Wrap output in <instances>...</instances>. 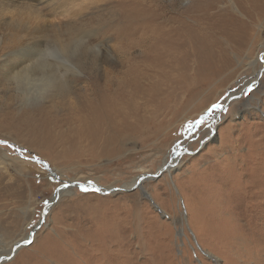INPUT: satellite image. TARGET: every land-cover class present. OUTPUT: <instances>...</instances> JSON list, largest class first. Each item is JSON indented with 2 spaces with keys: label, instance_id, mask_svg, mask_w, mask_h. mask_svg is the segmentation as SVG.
I'll list each match as a JSON object with an SVG mask.
<instances>
[{
  "label": "rangeland",
  "instance_id": "rangeland-1",
  "mask_svg": "<svg viewBox=\"0 0 264 264\" xmlns=\"http://www.w3.org/2000/svg\"><path fill=\"white\" fill-rule=\"evenodd\" d=\"M125 1L41 0L32 16L0 3V140L14 146L0 145V264H264V0H202L196 21L195 0H159L168 26L199 28L176 64L145 49L149 33L120 32L146 2ZM35 44L44 67L12 80L5 58ZM98 93L134 94L113 132L86 127ZM165 160L142 184L161 211L139 188L75 186L129 187Z\"/></svg>",
  "mask_w": 264,
  "mask_h": 264
},
{
  "label": "bare ground",
  "instance_id": "bare-ground-1",
  "mask_svg": "<svg viewBox=\"0 0 264 264\" xmlns=\"http://www.w3.org/2000/svg\"><path fill=\"white\" fill-rule=\"evenodd\" d=\"M145 1H146L145 3H137L136 7H131L128 10H124V12L122 13V18H126L127 23L125 22V26L122 28L120 32L124 34H129L130 32L136 34L138 31H145L149 33L150 36L148 37L147 42L145 44V49L155 48L159 52L162 51L165 57H168L169 58L168 60H170L174 64L178 63L177 52L186 50V48L188 47L187 45L188 40L191 39L192 42V38L197 37V36L194 37V35H197L199 33L198 32L199 28L196 25H192L191 23L185 21L182 15H177L176 17H174L173 20L171 19V21L176 26H168L166 24L168 23L167 21L169 20V17H167L168 13L165 11L162 3L159 0H152V2L151 0H145ZM0 3L7 6L8 8L15 9L17 13H22L21 11L17 10V8L23 7L24 13L30 14L29 16H32L34 14L39 15V10L40 7L42 6L41 0H0ZM110 3L115 6L123 7L126 4V1L110 0ZM204 8L205 6H203L202 0H195L193 6L191 7V13H192L191 17L194 18L196 21V17H195L196 15L194 16V14H203ZM203 21L204 20H202V22ZM47 29L49 28L42 27L41 31H46ZM52 29L54 28L52 27ZM57 42H59V39L57 40ZM49 47L50 46H47L46 48L43 49L39 47L38 44H35L29 47L30 51H26L28 50L27 48L24 49L21 48L20 50L16 51L13 55L7 56L4 60V64H6L7 66L6 74L11 75L12 80L17 79L23 81V75L30 73L34 67L36 68L44 67L43 64L38 59L40 55L39 51L47 50ZM46 53L50 57L57 58V56L50 51H47ZM151 57L155 58L153 57V54ZM162 59L163 57L161 56V54L158 53V57L155 61V64L162 61ZM145 61H148V58L147 60L145 58ZM142 74H143V69L139 67L130 69L129 76L132 75V77L128 81L130 82L131 88L135 87L134 85L136 84L137 78ZM257 75L259 78L262 77V75L261 76L259 75V72ZM51 83H52V79L49 78L47 82L43 85V88L53 89V86L51 87L50 85ZM133 95L132 93L125 96L120 94L106 95V94L98 93L97 98L94 101H91L89 104L90 119L88 122L85 123L87 129L88 130L101 129L104 125H106V123H109L107 127L109 130H112L111 132H113L115 128L112 127V125H115L114 123L115 120L123 119L125 118V116L128 115L125 112V110L127 109L129 110V108L131 107L133 101ZM165 163H167V160H165ZM133 183H131L130 185H132ZM60 194H61V190L56 199L60 198ZM24 242L25 240L23 242L17 241L15 242V246L19 244L21 245V247H23ZM1 260L3 259L1 258Z\"/></svg>",
  "mask_w": 264,
  "mask_h": 264
},
{
  "label": "water",
  "instance_id": "water-1",
  "mask_svg": "<svg viewBox=\"0 0 264 264\" xmlns=\"http://www.w3.org/2000/svg\"><path fill=\"white\" fill-rule=\"evenodd\" d=\"M264 73V69H261L259 71V75L261 76L262 74ZM253 84L251 83V86ZM251 86H247L243 89L242 92H240L239 94H230L227 98V100L225 101V103L223 105H219V109L222 110L223 108L229 106L230 103L236 101L237 99H239V97L242 96V94L245 92V91H248L251 89ZM214 135H216V132L213 131ZM0 141H3V140H0ZM7 143V142H6ZM9 144V143H7ZM0 145H4V144H0ZM25 153H28V151H26L25 149H23ZM187 153H192L190 150H187L186 151ZM184 153H180L179 154V157L182 156ZM27 160L29 161H32L34 163H36L35 161L36 160H41L40 158H38L36 155H31V157H26ZM43 161V164H39L41 166H43L46 170H48L51 174L55 175L56 177H58V175L56 173H54L53 169L50 167V165L45 162L44 160ZM173 168L174 166L173 165H169V163H164V165L158 170L157 174L155 175H144V176H140L138 178V180L131 186L127 187V186H123V187H120V188H104V187H101L95 183H92V182H88V183H81V182H78L75 184V186H78L81 188V185L83 186V189H92V190H95L101 194H108V193H115V192H130L134 189H141L143 191V193L145 194V196L147 197V199H150L152 201V203H154V201L151 199L150 195L148 193H146L143 189H142V184L145 180L151 178V179H154V178H157V177H160L164 172L168 171L169 172V168ZM73 182L71 181L70 182V185L72 184ZM159 211L160 208L154 203L153 204Z\"/></svg>",
  "mask_w": 264,
  "mask_h": 264
},
{
  "label": "snow or ice",
  "instance_id": "snow-or-ice-1",
  "mask_svg": "<svg viewBox=\"0 0 264 264\" xmlns=\"http://www.w3.org/2000/svg\"><path fill=\"white\" fill-rule=\"evenodd\" d=\"M249 91H251V90H249ZM218 107H219V105L214 104L212 106V108H210L208 110V112L211 113L213 109H216ZM203 122H204V117H201L199 120L195 121V123L189 124L188 125V130L189 131H192L194 128L202 125ZM0 144H4L5 146H7L9 148H14L13 145L7 144L5 141H0ZM14 150H16L18 152H23L24 151L23 149H14ZM35 162L36 163H39V164H43V161L42 160H36ZM51 179L54 180V181H57L58 183L63 184L64 187H68L69 186L67 183H64L62 180H58V178L55 175L51 176ZM81 188H82V190H85V191L87 190V189H83V186L82 185H81ZM45 204H47V201H45ZM24 243L25 244H31V243H33V241H31V240H25ZM20 247H21V245H19V244L16 245V248L17 249H19Z\"/></svg>",
  "mask_w": 264,
  "mask_h": 264
}]
</instances>
